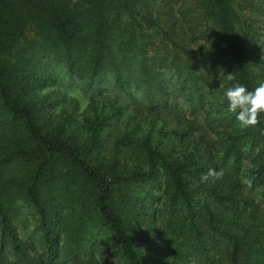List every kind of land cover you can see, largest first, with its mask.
Listing matches in <instances>:
<instances>
[{
    "label": "trees",
    "instance_id": "16d2710c",
    "mask_svg": "<svg viewBox=\"0 0 264 264\" xmlns=\"http://www.w3.org/2000/svg\"><path fill=\"white\" fill-rule=\"evenodd\" d=\"M261 81L264 0H0V264H264Z\"/></svg>",
    "mask_w": 264,
    "mask_h": 264
},
{
    "label": "clouds",
    "instance_id": "9594fccd",
    "mask_svg": "<svg viewBox=\"0 0 264 264\" xmlns=\"http://www.w3.org/2000/svg\"><path fill=\"white\" fill-rule=\"evenodd\" d=\"M226 78L232 81L235 77L233 74H227ZM224 95L228 102L227 111L235 114V119L242 129L256 127L260 124V117L264 115V81L259 82L254 90L235 84L229 87ZM223 176V169L210 168L206 173L201 174L200 182L207 183L209 180L214 182L223 179Z\"/></svg>",
    "mask_w": 264,
    "mask_h": 264
}]
</instances>
